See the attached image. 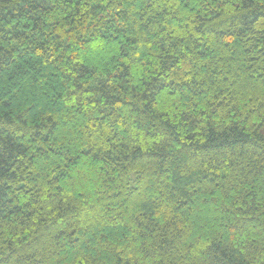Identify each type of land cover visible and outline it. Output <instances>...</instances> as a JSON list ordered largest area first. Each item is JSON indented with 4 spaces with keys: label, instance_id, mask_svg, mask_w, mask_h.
Listing matches in <instances>:
<instances>
[{
    "label": "trees",
    "instance_id": "obj_1",
    "mask_svg": "<svg viewBox=\"0 0 264 264\" xmlns=\"http://www.w3.org/2000/svg\"><path fill=\"white\" fill-rule=\"evenodd\" d=\"M0 264H264V0H0Z\"/></svg>",
    "mask_w": 264,
    "mask_h": 264
}]
</instances>
